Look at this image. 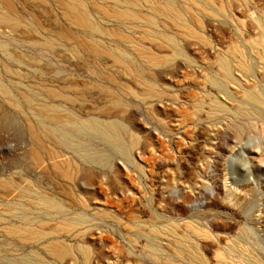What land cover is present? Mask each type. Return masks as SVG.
Instances as JSON below:
<instances>
[{
  "label": "rangeland",
  "instance_id": "rangeland-1",
  "mask_svg": "<svg viewBox=\"0 0 264 264\" xmlns=\"http://www.w3.org/2000/svg\"><path fill=\"white\" fill-rule=\"evenodd\" d=\"M63 1L0 0V264H264V0H170L186 27L167 0L136 1L149 25L80 0L98 54Z\"/></svg>",
  "mask_w": 264,
  "mask_h": 264
},
{
  "label": "bare ground",
  "instance_id": "bare-ground-1",
  "mask_svg": "<svg viewBox=\"0 0 264 264\" xmlns=\"http://www.w3.org/2000/svg\"><path fill=\"white\" fill-rule=\"evenodd\" d=\"M100 1L101 2H103V1L107 2L110 5L109 6H106V5L104 6L103 4H100V5L98 4V10H100L101 12H103L104 14H106L108 16H111L112 18H115L117 20H124V19H128V18L129 19L132 18V20L133 19L136 20V19H140L141 18L139 13L137 11H135V4H136L137 0H100ZM63 2L65 3V1H63ZM63 2H61V3H63ZM83 4H82V2L78 3V1H76V0H68L65 4H63L65 15L72 22V24H74L77 27H79L80 29H82V31L86 35H88L90 37L89 41H87L89 46H90V48L88 47L87 49H89V50H91L93 52H96V54H98V52L102 53L101 51L103 49L101 48V44L93 36H91V35H93L94 32L99 31V27L92 20V18H91L92 15L89 16V13H87V11H86V7ZM158 12H161L162 14H164L167 17H169L170 19H172L177 24H179V26L186 27V21H185V19L183 17V13L181 14L179 11H177V9H175L174 3H172L170 0H167V4H165L164 6L160 7ZM142 20L144 21V23H146V24L148 23V25L149 24H154V19H152L151 16H149L147 18H144V19L141 18V21ZM3 21L5 23L6 22L10 23V25L11 24L12 25H16L17 24V21L15 19H13L12 16L3 15V14L0 13V22H3ZM102 33H104V32H102ZM116 35L121 40L128 41L129 43L132 41L128 37H124V36L119 35V34H116ZM169 41H170V43L173 42L172 39H169ZM263 42H264V40H263ZM130 45H132V44L130 43ZM132 46L134 47V45H132ZM137 49H138V47H137ZM138 50L140 51L139 53H142V55L145 53L143 51V48L140 49V47H139ZM114 53L115 54L113 56H114L116 64H118L120 66L121 65L124 66V65L127 64V62L124 60L125 58L123 59V56H121L123 54L122 52H120V53H122V54H120L119 51L116 50ZM147 54H149V53L147 52ZM143 57L147 58L148 60H150L151 62H154V63L158 62V61H161V59H162L161 58L159 60L156 57L149 56V55L148 56L145 55ZM128 62H129V60H128ZM227 62H224V60H223V68H224L223 72L226 73V76H230V73H231L230 72V65H229L230 63H227ZM0 91H2L4 93H8L9 90H7L2 85V83L0 82ZM217 106H218V108H221L219 105H217ZM40 110H42L45 114H47L54 122H58L59 123L60 121L63 120L62 119V115L59 113V112H61V110H63V107L60 106V105L59 106L44 105V106H42V108ZM215 110H217V107H216ZM223 111H224V109H223ZM76 122H71L70 125L76 126ZM86 122L87 123H84V125L86 124L87 127H86V125L84 127L88 128V129L91 128L92 131H94V132L97 131L99 133V135L103 136L106 140H108L109 142L114 143L118 147H122L123 146V144L121 142V138L119 137L114 124H111V123H106L105 124V123H102V121L100 122L99 120H93V121L90 120V122H88V121H86ZM34 202H36L37 204H39L41 206L49 208L51 210H54L55 208H57V205H58L57 202H55L54 200H52V199H50L48 197H38L36 200H34ZM29 222H30V220H29ZM9 227H10L11 233H13L15 235H18L21 239H24V240L26 239L24 237L25 235H32V240L43 239L45 237L43 230H34V227H32L31 225L23 224V227H19L18 225L12 224ZM68 227H69V225L67 226V228ZM190 247H191L190 250L187 249L189 251V253L192 254L194 257L198 258L199 261H200L201 260L200 254L195 251L194 246L190 245ZM47 249H49V252L51 250V253L56 254V256L60 255V248L57 246V244H55V245L52 244V246H49V248H47ZM21 261H22V264H45V263H41L39 261H30V260L27 261V260H23V259Z\"/></svg>",
  "mask_w": 264,
  "mask_h": 264
}]
</instances>
